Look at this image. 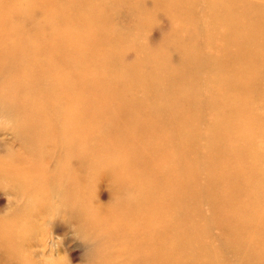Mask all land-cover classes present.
I'll return each mask as SVG.
<instances>
[{"label":"rangeland","instance_id":"1","mask_svg":"<svg viewBox=\"0 0 264 264\" xmlns=\"http://www.w3.org/2000/svg\"><path fill=\"white\" fill-rule=\"evenodd\" d=\"M39 1L0 0V164L27 170L37 162L35 174L22 178L0 168V226L17 207L28 210V201L40 200L33 222L17 219L27 227L18 254L1 249L0 264H141L133 260L143 253L147 264H264L258 222L235 238L214 218L218 207L228 223L227 208L239 204L232 164L257 166L264 197V0H49L45 7ZM252 57L258 58L251 63ZM40 94L51 95L71 125L59 131L73 137L80 108V161L32 160L18 112L29 116ZM237 114L252 134L246 145L254 162L231 150L234 140L225 141ZM81 159L84 185L67 196L84 192L94 213L72 209L60 197L71 189ZM89 164L105 166L94 172L99 180H91ZM62 169L66 188L52 192L47 206L40 190L15 188L29 189L32 178ZM137 189L151 206L144 223L152 226L137 229L138 247L118 242L119 231L113 253L111 240L88 220L106 210L113 194L131 204ZM161 199L164 209H152ZM126 217L135 224L143 219ZM141 232L144 241L137 242Z\"/></svg>","mask_w":264,"mask_h":264},{"label":"bare ground","instance_id":"2","mask_svg":"<svg viewBox=\"0 0 264 264\" xmlns=\"http://www.w3.org/2000/svg\"><path fill=\"white\" fill-rule=\"evenodd\" d=\"M11 1H8L7 3L9 4ZM38 4L41 5V7H45V5H48L50 2L49 0H40L37 2ZM52 8L53 3H51ZM61 7L60 5H57ZM46 10V9H45ZM82 15V14H81ZM5 17V16H4ZM106 27V26H105ZM12 28V27H9ZM107 28V27H106ZM14 29V28H12ZM258 37V36H257ZM235 55H238V50L234 53ZM258 57H252L251 58V63L256 61ZM120 63V62H119ZM135 69V68H134ZM136 70V69H135ZM63 77H66V74L63 75ZM40 93L38 90L34 91V95ZM47 93V92H46ZM51 95L44 96V95H39L38 101L33 103L31 107H29V116L25 114L27 110H24L22 112H18L21 117V121L23 122V125L19 126V130L21 131L22 135L27 138L28 142L30 143V154L33 159H46V160H63L67 158H72L71 156H75L78 158L80 161V156L82 155V146L80 145L81 139H84L81 137L79 134L81 133L80 131V115H81V110L79 107H77V112L75 113L73 119L74 126L76 127V130L73 129L71 130V134H73L75 137L71 136L68 132L64 131H59L60 128H64L65 126L71 127V125H65V122L62 121L61 115L58 113L59 110L56 109L58 107L57 103L55 101H50L48 100ZM68 103H71L69 100H65L62 102L63 106L65 109H68ZM76 105H79V103H76ZM238 115V114H237ZM69 118V116H66ZM26 118V119H25ZM240 115H238L237 119L233 122V124L230 126L228 131L226 130V136L227 138L225 141L231 143L232 140L235 141V145H231L235 153H237L238 157L241 159L245 155H248V158L246 160L241 159L243 161H252L251 158H254L253 153L247 151V139L250 137L251 138V133L250 130L248 132L247 129H244V124L239 120ZM69 121V119H68ZM240 121V122H239ZM245 130V131H244ZM242 131L245 132V134L242 133ZM59 133V137L56 135ZM53 138H57L60 140L62 143H57L53 144ZM49 142L52 143L53 146L56 145L57 149H49L48 150V145ZM232 144V143H231ZM227 145V144H226ZM225 145V146H226ZM52 146V147H53ZM227 148V146H226ZM242 154V155H241ZM74 157V158H75ZM30 160V161H32ZM50 160V161H51ZM81 164V167L78 169V172H75L76 174L73 175L74 179L71 180L72 182V187L69 190V188L64 192L65 194L62 197V194H60V188H66L65 181L64 179L66 178V169H62L61 171H55V173L50 172L45 175V178L42 179H37L34 180L32 178V183L30 188L27 189L25 184H19L15 188L19 186L20 189L26 190L25 193L27 192L28 194L31 193H38L40 190L42 197L41 198V203L47 206V203L45 202L49 195L53 192L55 194H60V197L64 199L66 205L71 207L72 209H79V210H86L88 207L92 209V213H94V208L91 207V205L87 204L86 197L83 196L84 192H80L79 194L74 193L71 196H67L69 192L71 193L72 190L77 188L79 185L83 184V178L86 175V170L84 171V168L86 169V163H84V160ZM33 163H37L34 162ZM29 163L27 170H21L19 168L15 169L11 166H2L4 164H0V168L3 172L2 174L10 177H18L22 178L24 174H35V165ZM79 164V162H77ZM33 164V165H32ZM88 164V163H87ZM112 166H115L110 163L108 170L112 171ZM248 166V167H247ZM105 167V166H104ZM103 166H99L98 164H89L88 169H89V174L91 173V180L92 181H97L100 178L96 177L94 178V172L100 171L104 169ZM78 168V167H77ZM76 171V170H75ZM231 176L232 180L237 183V189L240 192L239 193V204L234 207V208H227V210L230 212V214L227 216L228 218V223L223 222V218L225 214L219 215L218 212V207L215 208V211H217L218 214L215 213V219L216 222L222 229L224 230V234L228 237V231L232 237H239L241 236L242 233H247L250 230H246V228L255 222H258L260 225L261 230L263 231L264 228L262 220H264V197H263V187L261 183V178L262 176H258V168L257 166H253V163H250V165H241V164H232V171H231ZM263 176H264V169H263ZM32 176H30L31 178ZM222 179L219 177L218 173H215L214 177V184L218 185L219 182ZM29 184V181L27 182V185ZM91 184V183H90ZM88 183V185H90ZM84 185V184H83ZM82 185V187H83ZM81 189V188H80ZM139 189V188H138ZM137 189V194L134 199V201L131 204L128 205H121L120 202H117V195L114 197V194L112 195L113 202L108 205L106 210L99 211L95 214V216L89 218L88 220V225L94 226V223H98L95 226H99L101 230L104 231V235L102 239H109L110 245L112 246L111 252L114 253V250L116 249V240H117V234L120 231L121 232V237L119 235V240L118 242H123L128 245V247H138V245L133 241L137 235H138V230L140 231L149 229L151 228L152 224H149V227L145 226L144 223V217L150 213L151 206L148 204H143L145 202V199H143L138 193ZM69 190V191H68ZM17 192V189H16ZM31 192V193H30ZM83 193V194H82ZM79 195V196H78ZM234 195V194H233ZM30 197V196H29ZM114 197V198H113ZM43 198V199H42ZM39 198H35V200H38ZM115 199V200H114ZM35 200L31 199L28 204V210L23 209L20 210L19 207L14 209L13 215H9L8 218H5L8 223L6 225L0 226V238H1V244H0V250L1 249H6L7 253L9 255H14L16 256L19 252L18 247L15 246L16 244H22L23 243V237L25 231L22 230H27V227H22L19 225V222H22L20 220H17L20 217H25L26 221L25 226L29 222H33L34 216L36 211L40 209L39 206L36 205ZM156 204L152 206L153 208H157L158 206H163L164 209V201L163 199L159 200L158 203L155 202ZM143 204V205H142ZM261 205V206H260ZM221 206V203H220ZM132 208H134L132 210ZM46 210V209H44ZM22 212H25L24 214H20ZM131 214L133 217L136 219H142L140 223L136 222L133 223L130 221V218H127L126 216L128 214ZM11 218H13L14 221H10ZM129 219V220H128ZM19 221V222H18ZM155 222L159 221V218L155 217ZM1 225V224H0ZM230 225V226H228ZM145 226V227H144ZM231 226H235L231 227ZM157 226L155 225V228ZM21 230V231H20ZM20 231V234H19ZM114 233V234H113ZM144 232L140 233V237L137 242H143L144 241ZM263 240L261 241V248H264V232H263ZM255 238L256 236H252ZM151 239V238H150ZM252 239V238H251ZM13 240L16 242L13 245L10 244V242H13ZM208 246L212 249L217 250V246L215 244H210L207 241ZM127 248V250L129 249ZM121 250V248H119ZM17 251V252H16ZM120 252V251H119ZM147 251H145L146 253ZM113 255V254H111ZM129 254H126L124 257L126 259H129L131 257ZM144 253L137 259L133 260V262H141V264H147L145 263V259L143 258ZM164 258V257H163ZM120 256L114 255L112 258L109 255V260H120ZM161 259V258H160ZM159 261V260H158ZM56 264V263H52ZM122 264V263H121Z\"/></svg>","mask_w":264,"mask_h":264}]
</instances>
